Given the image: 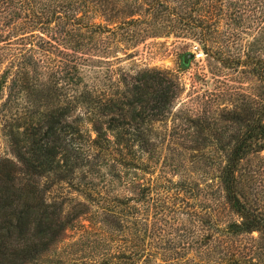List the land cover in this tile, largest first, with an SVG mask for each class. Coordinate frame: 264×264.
Wrapping results in <instances>:
<instances>
[{"label": "trees", "instance_id": "obj_1", "mask_svg": "<svg viewBox=\"0 0 264 264\" xmlns=\"http://www.w3.org/2000/svg\"><path fill=\"white\" fill-rule=\"evenodd\" d=\"M12 6L27 11L30 26L36 20L45 35L40 49H58L60 55L55 70L44 67L38 75L17 64L0 104L10 147V155L0 157V264H35L82 219L124 226L120 217L136 212L132 195L140 177L166 167L158 163L162 146L150 136L183 90L178 76L143 68L105 77L94 69L105 62L103 51L125 52L146 39L173 35L194 38L216 60H264L250 46L246 58L221 48L252 25L264 32V0H0V15ZM263 35L254 42H264ZM263 109L227 111L220 121L236 130L232 144L203 138L187 146L218 152L220 188L238 218L221 226L225 236L264 233V210L247 198L240 173L250 156L264 159ZM191 122L197 137L210 130L209 118L197 115ZM58 185L69 194L50 199L47 193ZM162 185L165 196L154 199L170 203V189L181 190L185 181L149 178L142 192ZM229 252H221L217 264H261Z\"/></svg>", "mask_w": 264, "mask_h": 264}, {"label": "rangeland", "instance_id": "obj_2", "mask_svg": "<svg viewBox=\"0 0 264 264\" xmlns=\"http://www.w3.org/2000/svg\"><path fill=\"white\" fill-rule=\"evenodd\" d=\"M26 12L24 8L12 6L0 15V81H5L0 83V104L15 78L17 64L25 63L30 75H38L44 67L55 70L60 62L55 60L60 58L58 49L48 52L40 49L45 35L35 25V19L31 26L26 23ZM252 26L246 32H235L225 47L221 43L223 52L235 58H246L250 46L264 54V42H254L264 32ZM102 38L110 41L107 36ZM29 48L34 49L31 54ZM103 53H107L101 60L105 62L95 64L94 69L105 77L143 68L169 70L178 76L183 90L167 117L153 123L150 136V141L162 146L158 163L166 167L161 171L156 168L153 175L140 177L137 182L140 187L132 195L136 198L133 203L136 212L133 217H120L124 226L82 219L67 229L35 264H217L221 252L228 250L264 264V233L229 237L220 232L221 226L238 218L228 208L220 188L218 152L213 151L212 146L203 151L187 150L190 144L205 141L203 138L210 143L220 139L232 144L237 137L234 136L236 130L220 121L227 111L239 108L244 114L249 106L262 110L264 60H216L213 53H204L194 38L173 35L146 39L125 52L119 49ZM188 53L193 57L184 64ZM197 115L199 119L209 118L210 122V130L203 131L200 137L189 127ZM2 118L0 113V157L10 155ZM256 156L242 162L240 173L247 198L264 210V159ZM164 175L173 182L185 181L181 190L170 189L173 195L170 203L159 202L161 196H165L161 195L163 185L157 187L158 190L142 192L149 178L152 181ZM69 192L65 185H58L52 187L47 196L60 199ZM156 194L159 201L154 199Z\"/></svg>", "mask_w": 264, "mask_h": 264}, {"label": "water", "instance_id": "obj_3", "mask_svg": "<svg viewBox=\"0 0 264 264\" xmlns=\"http://www.w3.org/2000/svg\"><path fill=\"white\" fill-rule=\"evenodd\" d=\"M192 57H193V55L191 53H188L186 56H184L183 63L185 64L187 62V60L192 58Z\"/></svg>", "mask_w": 264, "mask_h": 264}]
</instances>
